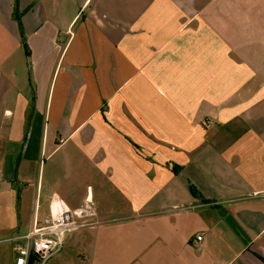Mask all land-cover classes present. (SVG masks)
I'll use <instances>...</instances> for the list:
<instances>
[{
	"label": "crops",
	"instance_id": "crops-1",
	"mask_svg": "<svg viewBox=\"0 0 264 264\" xmlns=\"http://www.w3.org/2000/svg\"><path fill=\"white\" fill-rule=\"evenodd\" d=\"M53 196V260L264 264V0H0V264Z\"/></svg>",
	"mask_w": 264,
	"mask_h": 264
},
{
	"label": "built area",
	"instance_id": "built-area-1",
	"mask_svg": "<svg viewBox=\"0 0 264 264\" xmlns=\"http://www.w3.org/2000/svg\"><path fill=\"white\" fill-rule=\"evenodd\" d=\"M98 224L100 221L96 206L91 199H86L78 207L68 208L63 201L53 196L48 214L43 220L34 219L31 229L13 240V264H45L52 255L60 251L66 234ZM196 239L200 240L201 236Z\"/></svg>",
	"mask_w": 264,
	"mask_h": 264
},
{
	"label": "rangeland",
	"instance_id": "rangeland-1",
	"mask_svg": "<svg viewBox=\"0 0 264 264\" xmlns=\"http://www.w3.org/2000/svg\"><path fill=\"white\" fill-rule=\"evenodd\" d=\"M57 254V253H56ZM52 255L45 264H80V259L77 257L74 251L67 253V255L63 256L59 260H53V257L56 255ZM52 259V260H51ZM11 263V260H10Z\"/></svg>",
	"mask_w": 264,
	"mask_h": 264
},
{
	"label": "trees",
	"instance_id": "trees-1",
	"mask_svg": "<svg viewBox=\"0 0 264 264\" xmlns=\"http://www.w3.org/2000/svg\"><path fill=\"white\" fill-rule=\"evenodd\" d=\"M173 168H174V171L177 172L176 169H175V166H174ZM191 189H192V188H191Z\"/></svg>",
	"mask_w": 264,
	"mask_h": 264
}]
</instances>
